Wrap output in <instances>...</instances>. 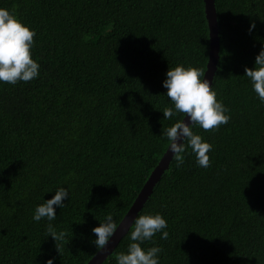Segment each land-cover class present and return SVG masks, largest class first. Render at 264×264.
<instances>
[{
    "label": "trees",
    "instance_id": "obj_1",
    "mask_svg": "<svg viewBox=\"0 0 264 264\" xmlns=\"http://www.w3.org/2000/svg\"><path fill=\"white\" fill-rule=\"evenodd\" d=\"M217 99L231 110L212 144L210 166L173 156L137 215L159 212L169 235L160 264H264V102L245 67L264 48V0H214ZM36 29L39 76L0 82V264H86L99 250L93 227L119 223L170 141L162 81L178 63L206 69L203 0H0ZM254 24V27L252 25ZM174 155V154H173ZM59 187L69 200L56 219L33 220ZM106 196L108 199H106ZM64 231L49 235L48 225ZM129 230L101 264L126 252Z\"/></svg>",
    "mask_w": 264,
    "mask_h": 264
},
{
    "label": "clouds",
    "instance_id": "obj_2",
    "mask_svg": "<svg viewBox=\"0 0 264 264\" xmlns=\"http://www.w3.org/2000/svg\"><path fill=\"white\" fill-rule=\"evenodd\" d=\"M35 35L34 27L24 23L14 11L0 7V82L15 85L19 81L28 82L39 76L40 63L38 59L33 58L32 52ZM244 75L250 79L260 101L264 102V48L256 55L254 67H245ZM162 84L172 102L171 107L163 110L164 117L172 119L178 113L184 114L183 119L162 130V134L170 141L169 148L174 154L177 166L184 163L187 153L195 156L200 167H209V153L213 146L201 134L194 132L193 128L199 126L204 130L218 129L231 119L230 108L217 99L213 83H210L200 67L186 66L183 63L169 67ZM186 117L190 123L186 122ZM69 198V189L59 187L51 198L37 205L33 220H55L56 208H63L64 201ZM99 221L92 232L96 235L93 243L101 250L115 234L118 224L112 212H108L104 219ZM132 223L134 226L130 232L131 242L126 252L116 255V264H160V253L163 249L158 245L148 248L142 245L146 240H151L157 232H161L162 239L168 238L167 220L164 215L159 212H146L136 216ZM48 233L54 238L56 245L57 241L64 240L66 236L64 231L57 232L51 223L48 225ZM54 259L49 258L47 264H53Z\"/></svg>",
    "mask_w": 264,
    "mask_h": 264
},
{
    "label": "water",
    "instance_id": "obj_3",
    "mask_svg": "<svg viewBox=\"0 0 264 264\" xmlns=\"http://www.w3.org/2000/svg\"><path fill=\"white\" fill-rule=\"evenodd\" d=\"M204 1V11L205 17L208 24L209 29V52H208V61L206 64L205 75L206 78L209 79L210 83H212L214 73L217 69V62L219 59V27L217 21V13L215 9L214 0H203ZM186 122L190 121L185 118ZM170 146V144H169ZM167 147L163 156L159 160L158 164L153 168L149 177L143 184L142 188L138 192L136 198L134 199L132 205L129 207L123 218L117 225V230L113 237L110 239L108 244L104 249H99L94 256H92L86 264H101V262L105 259L107 254H109L113 248L117 245V243L121 240V238L128 231L133 219L136 217L138 211L141 209L147 198L152 192L154 184L159 180L163 171L168 167L169 161L173 156V152L171 149Z\"/></svg>",
    "mask_w": 264,
    "mask_h": 264
}]
</instances>
